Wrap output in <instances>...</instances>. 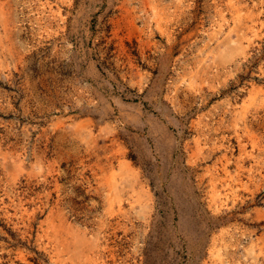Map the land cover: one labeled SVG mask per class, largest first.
Here are the masks:
<instances>
[{
    "label": "rangeland",
    "instance_id": "obj_1",
    "mask_svg": "<svg viewBox=\"0 0 264 264\" xmlns=\"http://www.w3.org/2000/svg\"><path fill=\"white\" fill-rule=\"evenodd\" d=\"M0 264H264V0H0Z\"/></svg>",
    "mask_w": 264,
    "mask_h": 264
}]
</instances>
